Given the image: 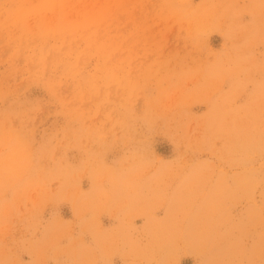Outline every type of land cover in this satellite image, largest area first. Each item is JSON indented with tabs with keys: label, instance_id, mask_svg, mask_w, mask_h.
<instances>
[{
	"label": "rangeland",
	"instance_id": "374dc122",
	"mask_svg": "<svg viewBox=\"0 0 264 264\" xmlns=\"http://www.w3.org/2000/svg\"><path fill=\"white\" fill-rule=\"evenodd\" d=\"M0 264H264V0H0Z\"/></svg>",
	"mask_w": 264,
	"mask_h": 264
}]
</instances>
